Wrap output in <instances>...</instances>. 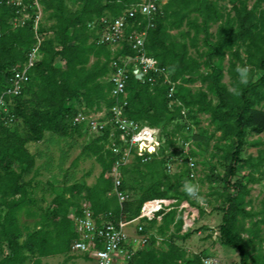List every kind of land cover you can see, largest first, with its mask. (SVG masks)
I'll return each instance as SVG.
<instances>
[{
    "label": "trees",
    "instance_id": "obj_1",
    "mask_svg": "<svg viewBox=\"0 0 264 264\" xmlns=\"http://www.w3.org/2000/svg\"><path fill=\"white\" fill-rule=\"evenodd\" d=\"M69 2L77 6L76 10L69 8ZM135 2L38 0L47 19L54 21L49 28L41 20L37 23L35 0H22L21 5L8 4V0L0 4V96L13 87L16 73L29 66L32 55L36 51L40 54L28 70L29 81L22 94L7 96L8 111H0V264H43V258L69 254L79 237L69 214L76 209L75 215H83V209L74 202L82 194L98 224L132 221L146 203L160 202L174 208L160 212L152 222L142 221L148 244L127 264H205L201 255L190 256L181 245L193 235L191 231L183 234L186 216L197 214V221L207 215L195 195L182 190L190 180L191 169L185 167L181 174L176 173L175 181L166 170V151L175 145L177 136L189 139L185 118L199 125L202 115L209 116L214 133L208 137L205 130L198 135L205 138L206 148L217 141L212 156L218 157L225 169L220 178L222 190L211 192L222 201L216 208L222 216L217 239L238 252L240 264H264V202L256 210L248 200L252 193L249 185L264 179V150L256 158H244L247 147L264 144L250 140L264 135V0H256L252 6L250 0H169L155 16L146 51L178 83L174 98L168 97L171 86L163 73H148L143 80L130 74L125 89L127 118L161 130L160 138L166 140L157 152L146 154L150 161L137 157L132 166H121L119 192H141L140 199L121 202L116 194L110 196L115 190L114 169L128 148L111 124L84 147L102 168L96 184L64 187L52 201L55 208L46 209L38 223L28 226L21 222L23 214L39 216L32 208L37 204L34 179L26 180L38 159L31 146L44 142L47 134L82 136L89 130L83 124L74 125L78 114L99 112L104 105L111 119V109L125 100L124 96H112L114 85L109 79L116 70L112 63L134 56L135 51L127 44L113 51L95 38L104 18L123 16ZM224 2H229L231 10ZM25 11L31 18L22 23ZM213 25H218L215 34L211 32ZM200 42L206 47L203 52ZM191 49L196 50L197 57L191 55ZM238 68L247 71L241 76ZM226 73L229 84L224 82ZM197 83L201 87L194 90L192 86ZM110 140L115 146L111 147ZM214 171L215 167L211 179ZM184 205L187 207L179 212ZM153 228L157 232L149 233ZM172 228L170 239L156 247L157 235L164 238Z\"/></svg>",
    "mask_w": 264,
    "mask_h": 264
},
{
    "label": "rangeland",
    "instance_id": "obj_2",
    "mask_svg": "<svg viewBox=\"0 0 264 264\" xmlns=\"http://www.w3.org/2000/svg\"><path fill=\"white\" fill-rule=\"evenodd\" d=\"M255 1L256 0H250V6H252ZM11 3H18L19 5H21L22 0H10L8 4ZM68 5L69 8L73 11L77 8V6L72 2H69ZM223 5L227 8V10H231L232 8L229 2H224ZM35 6L37 23L41 20L47 28L51 27L54 24V21L47 19V15L44 13L42 6L38 3V0H35ZM30 18V15L25 11L22 15V23L24 22L23 20H29ZM217 28L218 25H213L211 28V32L215 34ZM183 29L188 30V28ZM177 33V31L173 32V34ZM201 38H203V35L201 36ZM199 49L201 52L206 50L203 42H200ZM191 55L197 57L195 49H191ZM39 58L40 54L36 53L34 59ZM228 61L229 58L227 57V66ZM92 62H95V59H93ZM168 76L170 77L169 74ZM224 82L227 84L230 83V77L227 73L225 75ZM176 86H178V83H176ZM192 87L194 88V90H198L201 87V83H197ZM175 103L180 105L176 101ZM107 112L108 111L103 105L101 111H94L90 114H101L106 115L107 117ZM184 112L186 113L185 116H188L187 111L184 110ZM185 119V123L187 124L186 132H188L186 133V136H189V139L186 141L185 136H177V138L175 139V145L170 147L166 151V153L169 154L167 157L168 162L166 164V170L174 180L173 176L176 173L181 174L185 170V167H189L190 169V162H194L196 164L195 178H191L190 176V180L188 179V181L198 187V192L194 197H196L197 199V204L206 210L207 215L202 217L201 219H197V221V214L186 216L185 231L183 232V234L187 231H191L193 235L190 240L181 245L190 256L201 255L205 260L217 262V264H240L238 252L221 245V243L217 239L219 233L218 226L221 222L222 216L216 210V208L221 204L222 201L211 195V192L222 190L223 182L220 178L224 176L225 169L219 162V158L212 156L215 153L214 145L217 141L213 140L210 143L209 147L206 148L205 138L202 137V135H198L202 133V131L206 130L208 131V137H210L211 134L214 133V127L210 125L208 115L200 116L199 125H196L194 121L190 120L187 117ZM112 128L114 131L115 128ZM171 128L172 127L170 126L169 129ZM160 132L161 130L158 129L157 134H159V138ZM113 136L114 135L112 134V137ZM217 136L219 137L220 134L218 133ZM94 137L96 136L88 131L82 132V136L75 135L73 137L65 138L47 134L46 140L44 142L31 146V151L37 155L38 159L35 170L26 178V180H30L32 178L34 179L35 189L33 194L35 199L37 200V204L32 208L35 212H37L39 216L28 218L23 214L21 218L22 224L29 226L38 223L40 221V215L46 209L51 208L52 210L53 208H55L52 201L57 194H60L62 192L64 187L81 183H86V185L88 186H94L96 184L102 168L97 162L96 156H91L90 154L84 152V147L90 144L91 140ZM250 140H261V142H264V135L260 137L253 136L250 138ZM160 141L161 146L165 145L166 140L164 138L161 137ZM113 143H111V147H113ZM107 148L110 147L108 146ZM158 150L159 149H157V151ZM260 150H264V144L259 147L249 146L244 152V158H248L249 156H253L256 158ZM173 153H175V155L171 156ZM124 157L126 158L124 164L125 166H132L133 164H135V161L138 157L137 147H128L123 153V158ZM214 167L215 177L211 179L210 176L212 177V175L210 174V172ZM120 171L122 172V170ZM247 171L248 170H245V172ZM121 174L123 179V173ZM243 175L244 173H241L239 177L241 178ZM124 178H126V180H128V182L132 184L131 180H129L128 177ZM174 184H176V182ZM249 187L252 188V193L248 200L252 201V207L254 209L259 210L261 208L262 202H264V179L260 184H252L249 185ZM182 190H185V188H183ZM172 192H174V190H172ZM114 194H116V190H114V192L111 193L110 196ZM125 195L127 196V200L137 201L141 197V192L131 191L126 192ZM171 201L175 202V200H167L166 202L169 203ZM74 202L78 203L81 209H83L85 206H90V202L88 200H85L83 194L80 197H77ZM184 206L187 207V205ZM75 213L76 209L70 211L69 218L72 221ZM132 228L134 227L132 226ZM156 229L157 228L149 229V233L155 234L157 232ZM172 232H174L173 228L164 238L159 236V234H156L158 238L156 247L159 248V243H161L164 239H170ZM212 236L213 239L211 238ZM162 247L164 249L166 248L165 245ZM124 258V256H116L114 264H127L129 260H125ZM47 264H95V261L86 260L84 255L72 256L71 254H67L58 255V258H53Z\"/></svg>",
    "mask_w": 264,
    "mask_h": 264
},
{
    "label": "built area",
    "instance_id": "obj_3",
    "mask_svg": "<svg viewBox=\"0 0 264 264\" xmlns=\"http://www.w3.org/2000/svg\"><path fill=\"white\" fill-rule=\"evenodd\" d=\"M5 1L7 0H0V4ZM168 2L169 0H136L123 16L102 20L103 26L97 31L95 42L100 45H109L113 51L121 50L127 44L135 51L134 56L120 57L118 61L112 63L116 69L109 79L114 85L112 96L117 99L124 96L125 100L111 109V119H108L106 115L84 113L78 114L74 119V125L83 124L94 135L103 134L107 126L113 124L120 133V141L128 147H137V155L143 159V162L150 159L146 157L147 153L151 155L157 152V149L161 147V141L157 134L158 129L127 118L125 107L128 103L125 89L130 74H133L138 80H143L148 76V73H163L165 82L171 86L168 97L174 98L176 83L171 80L165 70L160 69L154 63L146 51L148 33L155 26V16ZM36 53L37 51L32 55L29 66L24 71L16 73L13 87L0 96V111H8V104L5 100L7 96L14 97L22 94L25 84L29 81L28 70L34 65ZM149 80L155 81L154 77H150ZM179 104L181 105V103ZM113 146H115L114 143ZM116 151L119 150L116 149ZM122 159V163L117 165L113 173L116 195L121 202H124L127 200V196L119 192L122 179L120 170L126 161L125 157ZM195 168L196 164L190 162L191 178H195ZM185 207L178 208V211L181 212V209ZM173 209V207H166L160 202L146 203L142 206L140 215L132 221L119 224L113 222L98 224L91 207L85 206L83 215H75L73 218L79 237L73 242L71 252L82 254L90 261H95V264H114L116 256H124L125 260H130L137 251L143 250L148 244V236L143 235L142 221L152 222L160 212H169ZM204 262L205 264H217L210 260H204Z\"/></svg>",
    "mask_w": 264,
    "mask_h": 264
},
{
    "label": "clouds",
    "instance_id": "obj_4",
    "mask_svg": "<svg viewBox=\"0 0 264 264\" xmlns=\"http://www.w3.org/2000/svg\"><path fill=\"white\" fill-rule=\"evenodd\" d=\"M237 71L240 73L241 76H243L247 69L238 68ZM184 188L186 193L189 195H196V193L198 192V187L190 181L185 182Z\"/></svg>",
    "mask_w": 264,
    "mask_h": 264
},
{
    "label": "crops",
    "instance_id": "obj_5",
    "mask_svg": "<svg viewBox=\"0 0 264 264\" xmlns=\"http://www.w3.org/2000/svg\"><path fill=\"white\" fill-rule=\"evenodd\" d=\"M70 254H71L72 256H75V255H76V256H83L82 254L79 255V254H77V253L75 254V253H72V252H70L68 255H70ZM53 258H54V259H55V258H58V256H51V257L43 258V264H47V263H48L50 260H52ZM85 259L88 260V261H90L86 256H85Z\"/></svg>",
    "mask_w": 264,
    "mask_h": 264
}]
</instances>
